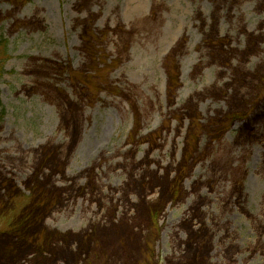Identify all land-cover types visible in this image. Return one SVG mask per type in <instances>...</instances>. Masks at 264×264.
<instances>
[{
    "label": "rangeland",
    "instance_id": "rangeland-1",
    "mask_svg": "<svg viewBox=\"0 0 264 264\" xmlns=\"http://www.w3.org/2000/svg\"><path fill=\"white\" fill-rule=\"evenodd\" d=\"M0 40V264H264V0H0Z\"/></svg>",
    "mask_w": 264,
    "mask_h": 264
},
{
    "label": "trees",
    "instance_id": "trees-1",
    "mask_svg": "<svg viewBox=\"0 0 264 264\" xmlns=\"http://www.w3.org/2000/svg\"><path fill=\"white\" fill-rule=\"evenodd\" d=\"M3 40H0V46L2 45ZM240 117H238V114L235 113H228L224 119V122H229L232 123L235 120L239 119Z\"/></svg>",
    "mask_w": 264,
    "mask_h": 264
},
{
    "label": "flooded vegetation",
    "instance_id": "flooded-vegetation-1",
    "mask_svg": "<svg viewBox=\"0 0 264 264\" xmlns=\"http://www.w3.org/2000/svg\"><path fill=\"white\" fill-rule=\"evenodd\" d=\"M0 167H1V164H0Z\"/></svg>",
    "mask_w": 264,
    "mask_h": 264
}]
</instances>
